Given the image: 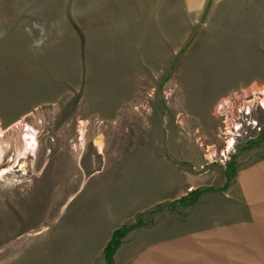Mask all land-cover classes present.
<instances>
[{"label":"rangeland","instance_id":"1","mask_svg":"<svg viewBox=\"0 0 264 264\" xmlns=\"http://www.w3.org/2000/svg\"><path fill=\"white\" fill-rule=\"evenodd\" d=\"M263 85L264 0H0V264H264Z\"/></svg>","mask_w":264,"mask_h":264},{"label":"built area","instance_id":"2","mask_svg":"<svg viewBox=\"0 0 264 264\" xmlns=\"http://www.w3.org/2000/svg\"><path fill=\"white\" fill-rule=\"evenodd\" d=\"M227 105L230 110L223 114L222 120L225 151L233 148L238 139L255 138L264 131V119H258L260 114H264V85L257 91L246 94L239 103L233 105L229 102Z\"/></svg>","mask_w":264,"mask_h":264},{"label":"bare ground","instance_id":"3","mask_svg":"<svg viewBox=\"0 0 264 264\" xmlns=\"http://www.w3.org/2000/svg\"><path fill=\"white\" fill-rule=\"evenodd\" d=\"M22 120V119H21ZM16 125L21 124V121L18 120L16 123ZM22 130H21V134L20 137L22 139V144H23V153L25 152H30L31 150H34L35 145H36V138H35V133L36 131L34 130V128H32L31 126H29L28 124H24L22 123ZM20 126V125H19ZM83 128V127H81ZM80 128V134H82L83 129ZM4 131L2 129H0V137L3 136ZM83 135V134H82ZM82 137V136H81ZM94 146L97 148L98 152H101L103 150V146H104V139L101 135H98L94 141ZM229 144H231V142H229ZM228 144V146H229ZM229 149V147H228ZM1 149H0V157H1ZM24 155H21L20 157H23ZM5 171V170H2Z\"/></svg>","mask_w":264,"mask_h":264},{"label":"trees","instance_id":"4","mask_svg":"<svg viewBox=\"0 0 264 264\" xmlns=\"http://www.w3.org/2000/svg\"><path fill=\"white\" fill-rule=\"evenodd\" d=\"M119 233H120V231L118 229L114 230L110 241L108 242V244L105 247V258H106V262H108V260L110 259L111 254L113 252V250L115 249V247H117V243L114 241V238L116 236H118Z\"/></svg>","mask_w":264,"mask_h":264},{"label":"crops","instance_id":"5","mask_svg":"<svg viewBox=\"0 0 264 264\" xmlns=\"http://www.w3.org/2000/svg\"><path fill=\"white\" fill-rule=\"evenodd\" d=\"M259 165H262V167H264V161H261L257 166H255V167H250L249 169H250V171H249V173L250 174H253L252 172L256 169H259L260 168V166ZM245 176V175H244ZM252 176V175H251Z\"/></svg>","mask_w":264,"mask_h":264}]
</instances>
